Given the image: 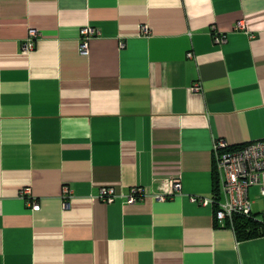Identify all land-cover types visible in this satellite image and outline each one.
Here are the masks:
<instances>
[{
    "label": "crops",
    "instance_id": "crops-1",
    "mask_svg": "<svg viewBox=\"0 0 264 264\" xmlns=\"http://www.w3.org/2000/svg\"><path fill=\"white\" fill-rule=\"evenodd\" d=\"M262 139L264 0H0V264H264L189 198L224 201L217 141Z\"/></svg>",
    "mask_w": 264,
    "mask_h": 264
},
{
    "label": "built area",
    "instance_id": "built-area-1",
    "mask_svg": "<svg viewBox=\"0 0 264 264\" xmlns=\"http://www.w3.org/2000/svg\"><path fill=\"white\" fill-rule=\"evenodd\" d=\"M238 26H244L241 21ZM145 28V27H144ZM146 29V28H145ZM96 28L85 25L80 29L79 49L82 53L89 50V39L97 34ZM36 30L30 29L27 38L22 42V48L25 51L31 50L34 46ZM216 43L224 42V35L213 32ZM190 54V53H189ZM199 86L196 85L195 88ZM215 165L222 172L220 183V192L224 194V201L220 202L218 194L216 196H204L200 194H191L189 198L193 202L202 205H212L216 203L217 218L222 221L227 218L231 225L235 215L245 217H256L264 223V210L254 214L251 209V200L249 198V188L256 186L261 196H264V139L250 141L236 147H231L224 140H219L214 146ZM181 191V180L175 176L165 180L164 186L151 194L155 200H164L168 196H173ZM26 193L28 190L25 191ZM144 191L141 186H132L127 193L126 202L134 203L142 198ZM120 194L112 186H103L97 196L91 197L92 200H101L110 203L119 197ZM32 210H38L40 204L34 199L29 202Z\"/></svg>",
    "mask_w": 264,
    "mask_h": 264
},
{
    "label": "trees",
    "instance_id": "trees-1",
    "mask_svg": "<svg viewBox=\"0 0 264 264\" xmlns=\"http://www.w3.org/2000/svg\"><path fill=\"white\" fill-rule=\"evenodd\" d=\"M232 226L240 239L264 234V223L256 217L235 215Z\"/></svg>",
    "mask_w": 264,
    "mask_h": 264
}]
</instances>
